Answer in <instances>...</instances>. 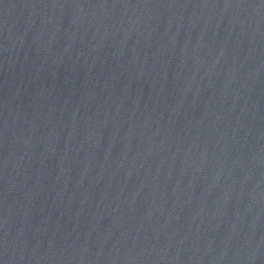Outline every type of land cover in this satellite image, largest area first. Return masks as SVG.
Returning <instances> with one entry per match:
<instances>
[{
	"label": "water",
	"instance_id": "95a60500",
	"mask_svg": "<svg viewBox=\"0 0 264 264\" xmlns=\"http://www.w3.org/2000/svg\"><path fill=\"white\" fill-rule=\"evenodd\" d=\"M0 264H264V0H0Z\"/></svg>",
	"mask_w": 264,
	"mask_h": 264
}]
</instances>
